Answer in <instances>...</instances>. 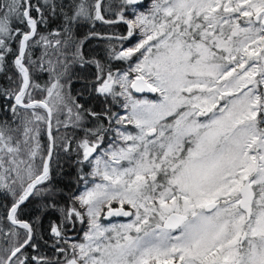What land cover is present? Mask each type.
<instances>
[{
    "label": "snow or ice",
    "instance_id": "6c2138e0",
    "mask_svg": "<svg viewBox=\"0 0 264 264\" xmlns=\"http://www.w3.org/2000/svg\"><path fill=\"white\" fill-rule=\"evenodd\" d=\"M138 7L0 0V264H264V0Z\"/></svg>",
    "mask_w": 264,
    "mask_h": 264
},
{
    "label": "trees",
    "instance_id": "16d2710c",
    "mask_svg": "<svg viewBox=\"0 0 264 264\" xmlns=\"http://www.w3.org/2000/svg\"><path fill=\"white\" fill-rule=\"evenodd\" d=\"M142 2H143V7H138L137 11L147 12L148 8L151 6L152 0H142ZM119 3H120V0H104V8L106 11H107L109 5L112 6V11L107 12V15L109 17L115 18V12L118 10L116 8V5H118ZM125 15H127L128 18H134L135 14L133 13L132 8L129 7L128 10L126 11ZM50 27L54 28L55 25H52ZM97 28H98V30H100L106 34H112L114 32L119 33V34H126L127 26L124 25L123 23H120L117 27L112 28V27L107 26V25L101 26L98 24ZM137 39H138V37H133L132 39L127 41L124 46L129 47V46L134 45L137 42ZM89 48L91 50H95L96 52L103 55L104 52L106 51L107 45L103 41L93 40L91 42V44L89 45ZM113 65H114V67H124V65L119 64L118 62H115V61L113 62ZM45 79H47V77L42 76L41 82H43ZM0 83H3L2 78H0ZM81 92H83L81 82L73 80L71 95L73 97H75L79 103L85 104L86 107H95L96 101L88 93H84L83 95H80ZM114 110H119V108L117 107ZM10 116H11V113H9L8 116H5L3 112H0V119H9ZM66 116H67L66 113H60L59 119L61 121H63L66 119ZM56 118H57L56 114H54V116H53L54 128H55V124H56ZM130 129H132V128H130ZM65 132H67L70 135L72 134L71 128L65 129V128L61 127L60 133L63 134ZM76 134L79 135L78 132ZM53 135H57V133H55V131H54ZM40 141H41L42 145H47V143H48V139H47V136L45 134V129H44L43 125H41ZM59 167L61 168V172H60V174L55 175V179H56L57 183L59 184V186L64 189L65 193H68L69 190L71 192H76V193L83 192L85 190L86 185L84 182H80V183L76 182L74 165L72 167H69L66 160L63 158L62 153H61V158L59 160ZM90 170H91L90 168L87 169V171H90ZM88 180H89V182H88L87 186L91 187L90 178H88ZM66 185H67V187H65ZM0 199H2V198H0ZM4 203H7V201H4ZM33 213H34V207L32 205H30L28 207V209L26 210V215L24 218H28ZM110 219L111 218H109L107 220H110ZM45 223H47V222L45 221ZM78 229H79V231L77 233L70 232V234L73 235L75 237V239L80 240V239H82L83 232L86 231V226H79L78 225ZM44 251L48 255H51V252L49 251V249L45 248Z\"/></svg>",
    "mask_w": 264,
    "mask_h": 264
},
{
    "label": "rangeland",
    "instance_id": "374dc122",
    "mask_svg": "<svg viewBox=\"0 0 264 264\" xmlns=\"http://www.w3.org/2000/svg\"><path fill=\"white\" fill-rule=\"evenodd\" d=\"M156 95V94H155ZM155 95L154 96H152V97H150V96H148V98H154L155 97ZM130 130H134V129H130ZM101 221H102V223H104V224H109V223H122V222H126V218H115V217H113V218H111L110 220H107V219H104L103 218V216L101 217Z\"/></svg>",
    "mask_w": 264,
    "mask_h": 264
},
{
    "label": "water",
    "instance_id": "95a60500",
    "mask_svg": "<svg viewBox=\"0 0 264 264\" xmlns=\"http://www.w3.org/2000/svg\"><path fill=\"white\" fill-rule=\"evenodd\" d=\"M145 94H153V93H145Z\"/></svg>",
    "mask_w": 264,
    "mask_h": 264
},
{
    "label": "flooded vegetation",
    "instance_id": "af4514ba",
    "mask_svg": "<svg viewBox=\"0 0 264 264\" xmlns=\"http://www.w3.org/2000/svg\"><path fill=\"white\" fill-rule=\"evenodd\" d=\"M104 218V217H103ZM108 219V218H107Z\"/></svg>",
    "mask_w": 264,
    "mask_h": 264
}]
</instances>
